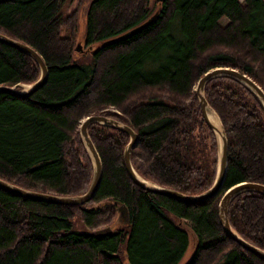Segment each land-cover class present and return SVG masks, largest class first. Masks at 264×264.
I'll use <instances>...</instances> for the list:
<instances>
[{"label":"trees","instance_id":"trees-1","mask_svg":"<svg viewBox=\"0 0 264 264\" xmlns=\"http://www.w3.org/2000/svg\"><path fill=\"white\" fill-rule=\"evenodd\" d=\"M69 1L0 0V31L31 44L48 68L27 94L0 90V177L54 193L83 191L92 161L79 123L100 112L136 130L131 161L143 177L189 193L208 187L217 139L193 85L206 69L229 65L264 89V0H90L84 40L93 46L83 59L75 56L76 10L66 11ZM39 74L31 54L0 40V84L17 87ZM204 94L228 143L218 192L186 201L142 187L124 163L128 133L92 121L87 129L101 175L88 200L48 201L0 187V264H176L190 241L182 223L194 235L184 264H264L227 234L219 214L227 186L264 182V105L227 74L209 78ZM119 202L128 207L127 222L115 221ZM228 218L264 248V192L236 193ZM102 224L112 230L91 231Z\"/></svg>","mask_w":264,"mask_h":264},{"label":"water","instance_id":"water-1","mask_svg":"<svg viewBox=\"0 0 264 264\" xmlns=\"http://www.w3.org/2000/svg\"><path fill=\"white\" fill-rule=\"evenodd\" d=\"M154 15H155V12L151 14L148 18L144 19L143 21L128 28L122 34L129 33L131 31L138 29L139 27L149 22L150 19ZM0 40L27 51L37 61L39 68H40L39 76L33 81L27 83L28 85L26 88L20 89L16 87V85L0 84V90H6L12 93L22 95V94H27L33 91L34 89L38 88L44 82L47 76V72H48L47 64L43 56L40 54V52L28 42L23 41L19 38H14L12 36H9L1 31H0ZM76 48H80L79 42L77 43ZM220 74L231 75L241 80L244 84H246L250 89H252L258 95V97L260 98V100L262 101L264 105V89L262 88V86L254 78H252L249 74H247L244 71L239 70L238 68L234 66L215 65V66H212L206 69L203 72V74L198 77L194 88H195V91H196V94L199 100L200 108L203 113V116L206 119V122L215 132L216 139H217V164H216L215 176L211 184L205 189L198 191V192L189 193V192H184L172 186L160 185L156 183L155 181H152V180H149L143 177L134 168L132 161H131V149L136 144L137 139H138V134L136 130L128 123L121 121L118 118L113 117L111 115L100 113V112L89 113L85 115L80 121V133H81L83 142L89 152V155L92 161L91 180L88 186L83 191L77 192V193H54V192L43 191V190H38L34 188H27V187L18 185L16 183H13L11 181H8L2 177H0V187L10 190L14 193L22 194V195L37 198V199L48 200V201L64 202V203H79V202H84L88 200L94 194L99 184V181H100L101 159H100L99 152L92 138L90 137L88 133L87 127L90 122L99 121V122H103V123L116 126L120 129L125 130L128 133L129 139L123 148L124 163H125L126 169L130 177L142 187L148 190H151V191L159 192L162 194H167V195L177 197L179 199L186 200V201L203 199V198H206L218 192L220 188L222 187L224 177L226 174L227 147H228L227 144L228 143H227V137H226L224 127L222 125V122L218 114L216 113L220 121V126H221L220 129H218L215 126L213 121L208 116V111L214 110V109L209 104L204 94V86H205L206 81L209 78L215 75H220ZM214 112L216 111L214 110ZM244 189H255V190L264 192V182L258 181V180H240V181L230 184L229 186L225 188V190L222 192L220 199H219V214H220L222 226L227 232V234L231 236L232 238H234L236 241H238L242 246H244L245 248L251 250L252 252L264 258V248L260 247L259 245L241 236L234 229V227H232V225L229 222V218H228L229 202L236 193ZM128 219H129V211H128L127 205L124 202H119L117 204V215H116L115 221L127 222ZM111 230H112V227L110 224H105L102 226H96V227L91 228V231L93 233H105ZM126 264H130V263L126 262Z\"/></svg>","mask_w":264,"mask_h":264},{"label":"rangeland","instance_id":"rangeland-1","mask_svg":"<svg viewBox=\"0 0 264 264\" xmlns=\"http://www.w3.org/2000/svg\"><path fill=\"white\" fill-rule=\"evenodd\" d=\"M89 2L90 0H70L65 8L67 12L72 11L73 9L76 10L75 11L76 12V33L74 36V49H75V56L80 57L81 59H83L84 57L86 58L88 56L86 55L87 54L86 51L87 49L93 46V45L87 44L84 40L85 19H86V12H87ZM221 19L226 20L227 18L226 16H223ZM65 31L66 30L64 29L63 32ZM78 42L80 44V48H76ZM196 82L197 80L194 82L193 87H195ZM27 85H28L27 83H20V85H18L17 87L21 89V88H26ZM79 129H80V123H79ZM77 223L79 226H83L81 221H77ZM102 225H98V226H102ZM182 225H184L188 229L190 241L188 243V246L184 254L182 255V257L176 264H184L186 262V260L188 259V257L190 256L193 250V244H194L193 232L185 223H182Z\"/></svg>","mask_w":264,"mask_h":264},{"label":"bare ground","instance_id":"bare-ground-1","mask_svg":"<svg viewBox=\"0 0 264 264\" xmlns=\"http://www.w3.org/2000/svg\"><path fill=\"white\" fill-rule=\"evenodd\" d=\"M208 116L210 117V119L213 121V123L215 124V126L220 129V121L219 118L216 114V112H214V110H210L208 111Z\"/></svg>","mask_w":264,"mask_h":264}]
</instances>
